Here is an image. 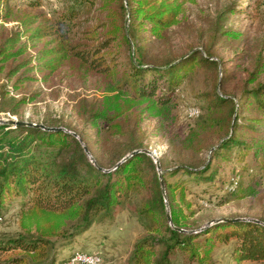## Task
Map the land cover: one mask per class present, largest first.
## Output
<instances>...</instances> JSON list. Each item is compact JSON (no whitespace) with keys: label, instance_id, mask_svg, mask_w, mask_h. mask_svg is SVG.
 <instances>
[{"label":"trees","instance_id":"16d2710c","mask_svg":"<svg viewBox=\"0 0 264 264\" xmlns=\"http://www.w3.org/2000/svg\"><path fill=\"white\" fill-rule=\"evenodd\" d=\"M70 1L68 9L51 20L26 11L39 8L40 0H0V76L12 83L14 92L26 82H47L65 65L103 78V96L77 100L75 110L96 143L102 140L109 148L98 155L91 137L71 128L74 135L61 128L0 124V220L18 203L22 223L35 228L28 237L0 241L5 264L42 262L53 253V239L71 248L97 219H113L117 208L134 196L141 198L146 222L128 264H170L176 254L185 264H213L215 249L230 243L231 264H264V218H221L209 224L213 219L196 204L210 203L204 195L217 197L212 192L217 189L222 192L218 207L258 195L261 180L247 159L264 167V57L258 55L242 78L225 67L210 46L203 53L190 48L173 59H150L140 33L158 35L174 26L179 0ZM96 5L104 19L85 26L84 17ZM9 23L16 27L7 31ZM218 34L238 37L231 30ZM40 39H47V45L29 54V42ZM197 67L212 70L214 87L201 96V120L176 141L181 153L197 160L179 155L174 166L164 168V159H159L162 191L152 158L141 151L146 149V134L140 123L148 117L167 119L176 107L177 90ZM234 79L236 84L228 88ZM9 94L1 91L0 112L14 113L40 96L32 91L14 100ZM205 152L209 158L201 160ZM234 162L241 164L238 173L227 177L224 168Z\"/></svg>","mask_w":264,"mask_h":264},{"label":"rangeland","instance_id":"374dc122","mask_svg":"<svg viewBox=\"0 0 264 264\" xmlns=\"http://www.w3.org/2000/svg\"><path fill=\"white\" fill-rule=\"evenodd\" d=\"M37 9H28L27 12L39 13L48 19H57L59 14L66 11L70 0H40ZM181 2L180 15L177 23L154 35L145 31L143 36L150 59L160 61L169 60L184 54L188 49L200 50L210 46L213 52L224 61V66L231 71L237 70V78H242L245 70H250L258 55L264 57V0H179ZM228 7L233 10L225 12ZM85 26L94 25L104 19L102 8L99 5L87 14ZM16 27V23L6 25L7 31ZM223 30H231L238 34L237 38L218 34ZM218 32V33H217ZM47 39L29 42V54L45 47ZM134 47L131 45V56H134ZM264 82V74L260 78ZM236 84L232 81L228 88ZM107 82L95 75H86L73 71L72 66L65 65L52 74L47 82H26L19 91H12V83L0 76V93L2 90L10 92L9 98L17 100L32 91H39L40 96L33 102L27 103L14 113L0 112V119H13L47 127H58L64 131L71 128L84 136L91 137L90 145L98 155L108 152L109 146L102 140H97L93 131H86L80 121L75 105L77 100H96L103 96ZM214 87L211 69L197 67L188 79L176 92V107L167 119L148 117L142 120L140 128L146 134L144 145L153 152L157 160L163 158L164 168L174 166L178 156L197 160L189 153H181L176 145L178 137H183L188 130L195 128L205 114L203 94H208ZM217 88V87H216ZM227 88V87H226ZM219 93V87L215 90ZM13 107L11 103L7 104ZM196 107L201 116H189V108ZM83 144V143H82ZM90 155H87L88 159ZM91 157V156H90ZM209 152L200 155V159H208ZM239 163L224 168V175L236 176L240 168ZM247 165L253 174L259 177L261 185L258 195L246 199H236L227 205L218 207L217 203L222 194L220 190H213L216 196L204 195L210 203L202 206V214L213 220L221 218H264V167H260L251 158ZM245 183L248 177L243 178ZM212 190V189H211ZM141 198L134 196L117 208L113 219H97L91 228L75 239L70 247H63L59 240H54L52 255L38 264H64V259L72 252H93L101 257V264H128L134 243L144 235L143 224L146 222L140 212ZM21 210L18 203L12 204L0 220V241L18 236L28 237L35 231L34 227L25 226L21 219ZM232 245L221 244L213 254V264H231ZM5 257L0 253V264H5ZM170 264H185L183 257L176 254Z\"/></svg>","mask_w":264,"mask_h":264},{"label":"water","instance_id":"95a60500","mask_svg":"<svg viewBox=\"0 0 264 264\" xmlns=\"http://www.w3.org/2000/svg\"><path fill=\"white\" fill-rule=\"evenodd\" d=\"M0 124L7 125V126H10V127H17V126L33 127V128L41 129V130H44V131H55V130L60 129V128H48V127H45V126H43L41 124H34V123H30V122H25V121H16V120H13V119H7V120L0 119ZM69 133H71V132H69ZM71 134H73V133H71ZM80 144H81L85 154L89 155L86 147L81 142H80ZM141 151L152 158V160H153V162L155 164V167H156V171H157L160 187H161V189L163 191V182H162V176H161V169H160L159 161L157 160L156 155L153 152H151V151H149L147 149H144V150H141ZM126 157H128V155ZM126 157H124L122 160H120V162L123 161ZM89 158H90L91 162H93V160L91 159L90 156H89ZM166 219H167V221H170V216H169L168 212H166ZM222 220H224V219H222ZM217 221H219V220H213V221L209 222V224L213 223V222H217ZM252 221H256V220L252 219ZM179 231H182V230H179Z\"/></svg>","mask_w":264,"mask_h":264},{"label":"built area","instance_id":"2783aa9c","mask_svg":"<svg viewBox=\"0 0 264 264\" xmlns=\"http://www.w3.org/2000/svg\"><path fill=\"white\" fill-rule=\"evenodd\" d=\"M188 114L192 118L199 115V110L195 107L189 108ZM99 254L93 252L75 251L66 264H101Z\"/></svg>","mask_w":264,"mask_h":264}]
</instances>
